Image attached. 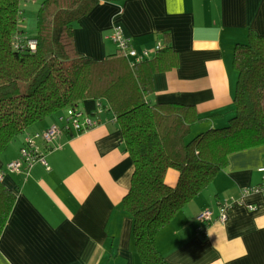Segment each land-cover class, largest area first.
I'll return each mask as SVG.
<instances>
[{
    "label": "crops",
    "instance_id": "crops-1",
    "mask_svg": "<svg viewBox=\"0 0 264 264\" xmlns=\"http://www.w3.org/2000/svg\"><path fill=\"white\" fill-rule=\"evenodd\" d=\"M117 26L151 58L158 42L171 48L176 63L154 74L149 101L189 105L202 118L218 114L192 127L200 124L201 132L204 124L226 125L234 114V47L251 32L264 35V0H101L74 23L77 52L97 60L117 53L110 38ZM61 116L23 133L18 153L0 161V181L15 194L0 237V264H143L133 217L123 207L135 166L112 113L101 114L91 129L64 130L52 148L40 140L50 169L37 162L21 171L8 168L29 136L60 123ZM263 164L264 143L231 154L227 167L158 233L165 259L264 264V192L255 190L264 185ZM178 180L170 169L167 183ZM225 202L228 217L221 221ZM207 208L213 219L201 232L197 216Z\"/></svg>",
    "mask_w": 264,
    "mask_h": 264
},
{
    "label": "trees",
    "instance_id": "trees-1",
    "mask_svg": "<svg viewBox=\"0 0 264 264\" xmlns=\"http://www.w3.org/2000/svg\"><path fill=\"white\" fill-rule=\"evenodd\" d=\"M100 1L46 0L37 35L27 36L20 24L26 0H0V154L60 110L112 113L135 166L123 207L133 217L141 260L173 264L157 247L158 233L227 167L231 154L264 143V35L251 32L234 47L238 81L228 123L190 137L196 123L219 115L202 118L189 105L149 101L154 74L176 63L171 48L134 64L120 48L102 60L77 52L74 23ZM30 40L38 41L35 51ZM170 169L179 173L176 186L166 181ZM14 201L0 181V237Z\"/></svg>",
    "mask_w": 264,
    "mask_h": 264
},
{
    "label": "built area",
    "instance_id": "built-area-1",
    "mask_svg": "<svg viewBox=\"0 0 264 264\" xmlns=\"http://www.w3.org/2000/svg\"><path fill=\"white\" fill-rule=\"evenodd\" d=\"M110 38L117 43L120 49L124 50L128 57H131V63L140 62L144 59L151 57V51L145 50L143 52L137 51L131 44V38L125 34L124 29L121 26H117L110 36ZM20 42V40H19ZM29 47L32 50H36L38 46L37 40H30L28 42ZM166 45L162 42H158L156 46V51L164 49ZM62 123H56L45 129L42 133L36 136H29L26 140L25 145L21 148V155L18 160H14L8 164V168L11 171H21L23 165L26 164L27 167L32 166L34 163H39L41 166H45L50 169V166L45 157V150H42L37 144V139L43 141L45 145L49 146L52 144L57 137L62 134L64 130L71 129L77 131H84L91 129L98 125L100 120V115H91L87 113L80 106H73L67 109V114L60 117ZM260 170L264 175V164L261 166ZM2 175H0V179ZM256 191L264 192V185L256 187ZM220 214L218 218L221 221H225L228 217L229 204L227 202L219 206ZM213 209L207 208L197 216V221L199 223L198 230L204 232L207 230L210 222L213 219Z\"/></svg>",
    "mask_w": 264,
    "mask_h": 264
},
{
    "label": "rangeland",
    "instance_id": "rangeland-1",
    "mask_svg": "<svg viewBox=\"0 0 264 264\" xmlns=\"http://www.w3.org/2000/svg\"><path fill=\"white\" fill-rule=\"evenodd\" d=\"M44 1H46V0H26L25 6H24V12L22 13V19L20 21V24L22 25V27L24 29V33L27 36H36L38 33V12H39L42 4L44 3ZM22 7H23V5H22ZM59 113H62V115H66L67 110L63 109V110H60V112L54 113L52 115L57 116ZM48 117L46 119H49ZM46 119H44L40 122H37V126L38 125H44V123L47 122ZM60 122L62 123V121H60ZM203 126L204 127H203V129H201V132L205 131L207 129L205 124ZM199 127H201L200 124L197 127L193 128V132L191 133L190 137H194L195 135H197L198 132H200ZM22 136L23 135L17 136L8 145V147L0 154V161H5L6 159L12 157L13 155L10 156L12 153H16V154L18 153V149H19L20 145L22 144Z\"/></svg>",
    "mask_w": 264,
    "mask_h": 264
},
{
    "label": "clouds",
    "instance_id": "clouds-1",
    "mask_svg": "<svg viewBox=\"0 0 264 264\" xmlns=\"http://www.w3.org/2000/svg\"><path fill=\"white\" fill-rule=\"evenodd\" d=\"M241 203H242V201H241ZM248 207H249V208H251V206H250V205H249Z\"/></svg>",
    "mask_w": 264,
    "mask_h": 264
}]
</instances>
